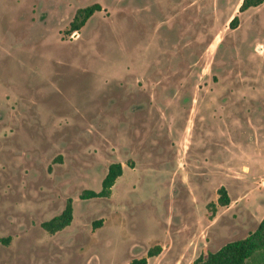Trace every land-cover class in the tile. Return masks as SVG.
<instances>
[{
  "label": "rangeland",
  "instance_id": "rangeland-1",
  "mask_svg": "<svg viewBox=\"0 0 264 264\" xmlns=\"http://www.w3.org/2000/svg\"><path fill=\"white\" fill-rule=\"evenodd\" d=\"M240 2L0 0V264H125L156 244L149 264H193L245 236L264 178V2ZM113 162L111 196L81 199ZM221 186L234 205L212 218ZM68 198L72 223L47 232Z\"/></svg>",
  "mask_w": 264,
  "mask_h": 264
},
{
  "label": "trees",
  "instance_id": "trees-1",
  "mask_svg": "<svg viewBox=\"0 0 264 264\" xmlns=\"http://www.w3.org/2000/svg\"><path fill=\"white\" fill-rule=\"evenodd\" d=\"M264 0H242L239 5V11H245L252 6L260 5ZM102 9L99 2H95L76 10L68 28L65 30L68 33L80 30L97 11ZM239 23V16L234 15L229 22L231 28H235ZM123 174V165L120 162H113L109 165L108 171L102 179L101 189L95 190L86 188L80 193L81 199H90L96 197H110L112 188L116 180ZM217 202L208 204V208L212 212V218L219 206H228L231 203V197L225 186L218 189ZM73 199L68 198L64 209L61 213L42 222V227L49 233L54 234L72 223L73 214ZM99 220L96 224H101ZM11 236H1L0 244L9 245ZM162 251V246L156 244L150 247L146 256L134 257L125 264H149V257L159 255ZM193 264H264V217L259 222L254 230L248 232L244 237L233 239L224 243L216 250H207L205 254H200Z\"/></svg>",
  "mask_w": 264,
  "mask_h": 264
},
{
  "label": "crops",
  "instance_id": "crops-1",
  "mask_svg": "<svg viewBox=\"0 0 264 264\" xmlns=\"http://www.w3.org/2000/svg\"><path fill=\"white\" fill-rule=\"evenodd\" d=\"M261 154L263 155V153ZM262 180H261V186L263 187L256 189V191L258 192L256 200H255L256 204H243L242 209H243V214L245 215V220H240V222L236 224V225H241V226L243 224H248V225H250V223L253 224V226L250 228H247L243 225V227L247 229V233L245 234V236L248 234L249 231L254 230L256 226L259 224V222L262 220V218L264 217V189H263L264 183H262ZM233 205L234 204H230L226 209H229ZM236 205L240 206L242 204H236ZM247 222H250V223H247Z\"/></svg>",
  "mask_w": 264,
  "mask_h": 264
},
{
  "label": "built area",
  "instance_id": "built-area-1",
  "mask_svg": "<svg viewBox=\"0 0 264 264\" xmlns=\"http://www.w3.org/2000/svg\"><path fill=\"white\" fill-rule=\"evenodd\" d=\"M262 183H264V179L262 180Z\"/></svg>",
  "mask_w": 264,
  "mask_h": 264
}]
</instances>
